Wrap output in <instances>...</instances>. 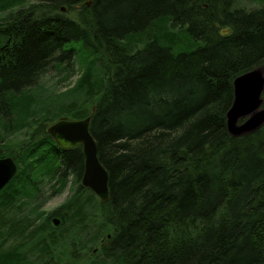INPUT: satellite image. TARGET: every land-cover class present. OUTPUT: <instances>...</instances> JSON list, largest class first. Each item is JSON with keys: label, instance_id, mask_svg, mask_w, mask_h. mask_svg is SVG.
Instances as JSON below:
<instances>
[{"label": "trees", "instance_id": "1", "mask_svg": "<svg viewBox=\"0 0 264 264\" xmlns=\"http://www.w3.org/2000/svg\"><path fill=\"white\" fill-rule=\"evenodd\" d=\"M241 1L0 0V158L18 166L0 264H264V125L236 138L226 118L235 79L264 65V0ZM51 70L79 78L49 105ZM63 117L91 118L109 198L82 186L60 232L44 184L85 172L83 147L47 132Z\"/></svg>", "mask_w": 264, "mask_h": 264}, {"label": "water", "instance_id": "2", "mask_svg": "<svg viewBox=\"0 0 264 264\" xmlns=\"http://www.w3.org/2000/svg\"><path fill=\"white\" fill-rule=\"evenodd\" d=\"M263 92L264 65L235 79L234 101L226 115L231 136L243 137L264 125ZM90 122L91 118L72 120L64 117L50 126L47 132L63 150L71 151L78 146L83 147L85 172L82 185L104 202L109 198V175L99 161L97 144L90 132ZM17 172L18 166L12 157L0 158V192L13 180ZM53 223L58 227L61 220L54 219Z\"/></svg>", "mask_w": 264, "mask_h": 264}, {"label": "rangeland", "instance_id": "3", "mask_svg": "<svg viewBox=\"0 0 264 264\" xmlns=\"http://www.w3.org/2000/svg\"><path fill=\"white\" fill-rule=\"evenodd\" d=\"M240 5L243 8H246L248 10L256 8L257 6L250 3L248 0H242ZM77 67V66H76ZM71 68V67H70ZM79 78V73L78 75H75L72 79L62 81L60 79V76L57 74L56 71L51 70L50 72L45 75L41 81V84L43 85L44 89H51L54 90V96L52 97L51 101H47V103L50 105L53 101L54 102H60L62 100L60 95H63V93H66L69 91V89L73 88ZM45 100V99H44ZM64 118V117H63ZM61 118L56 119L55 122H50L48 123L47 127L52 126L53 124L57 123ZM70 119V118H69ZM26 132H20L14 135L11 138L12 145H17L21 142H25L28 138ZM53 184L50 182H47L44 184V188L42 190V202L40 210L38 214L41 216H44L47 218V224L51 226L52 229H55L53 231H63L65 230V225H62V216L59 217V215H55L57 211H60L68 202H70L75 195L82 189V182L79 181L74 175H71L67 178L66 180V185L64 189L60 193H55L54 187H52ZM54 219H59L61 220V224H59L58 227H56L53 223ZM42 220H40L41 222ZM100 245H98L96 248H99ZM77 246L73 244L67 245L64 249L61 250L60 256L57 260V262H65L67 260L66 256L71 255L72 253L78 254L76 252ZM95 249V246H94ZM93 250V249H92ZM88 254V253H87ZM66 255V256H64ZM92 254L85 255V257H90ZM84 259V258H83Z\"/></svg>", "mask_w": 264, "mask_h": 264}, {"label": "flooded vegetation", "instance_id": "4", "mask_svg": "<svg viewBox=\"0 0 264 264\" xmlns=\"http://www.w3.org/2000/svg\"><path fill=\"white\" fill-rule=\"evenodd\" d=\"M62 220V219H61ZM111 238V235H108V240ZM101 243H100V247L99 248H95V252L98 250V249H102V248H104L106 245H107V243H106V241L104 240V239H102L101 241H100Z\"/></svg>", "mask_w": 264, "mask_h": 264}]
</instances>
